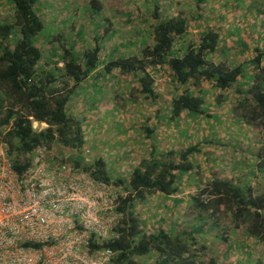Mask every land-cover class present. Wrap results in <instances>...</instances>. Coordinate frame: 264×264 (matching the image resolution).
<instances>
[{
	"label": "trees",
	"instance_id": "16d2710c",
	"mask_svg": "<svg viewBox=\"0 0 264 264\" xmlns=\"http://www.w3.org/2000/svg\"><path fill=\"white\" fill-rule=\"evenodd\" d=\"M6 1L12 6L15 19L13 17L12 22L0 19V138L9 146L15 171L23 172L30 165L33 151L42 146L56 159L89 173L97 183L111 186L114 179L105 161L96 159L90 164L82 156L86 144L82 123L69 113V105L79 89L100 72L103 52L100 39L110 33L111 23L105 20L106 33L101 38L96 37V44L82 52L78 47V35L70 34V38L65 39L64 33L59 32L55 39H46L53 44L60 42L52 48L54 60L46 61L39 44L47 35L48 26L39 12L42 6H37L42 0ZM262 1L251 7L255 9L254 20L261 36L264 28ZM244 2L237 0L238 4ZM87 6L94 16H100L105 10L101 0H90ZM152 18L153 24L138 31L140 43L134 41L137 54L118 58L111 54L100 75L110 76L117 72L131 75L138 81V93L152 101L159 99L153 72L170 75L175 95L167 117L172 122L188 116L209 115L206 95L186 89L190 85L200 88L209 84L221 92L218 104L228 101L227 95L237 96L235 102L242 111L244 123L263 135L264 47L258 46L257 56L251 60L229 63L223 60L224 56L218 57L219 52L225 55L227 48L220 49L223 37L205 25V14L192 18L184 13L164 17L156 4ZM259 20L262 25H258ZM192 28L199 30L195 39L188 38ZM147 37L151 43H147ZM247 46L243 43V48ZM160 115L162 117V111ZM34 122L46 123L49 127L37 131ZM144 131L148 139L155 132L149 127ZM258 143V152L251 154L255 160L248 165L250 173L241 185L217 177L208 179L199 186V195L177 200L195 215L193 220L178 229L148 232L134 214L136 202L151 192L177 197L183 178L195 169L194 156L202 153L201 143L166 153L153 149L128 180L118 178L114 182L121 190L114 209L119 219L114 222L108 243L104 247L94 244V252L102 248L111 250V264H144L143 258L150 259L152 264H227L226 258L221 261L211 258L207 262L208 251L203 238L230 243L229 234H219L221 222L228 218L233 229L245 235L243 244H230L229 253L234 247L240 248L247 258L238 260L239 263L264 264V259L258 257L264 246V140ZM55 150L61 151L62 156L55 155ZM63 151L70 152L72 157L64 159Z\"/></svg>",
	"mask_w": 264,
	"mask_h": 264
},
{
	"label": "rangeland",
	"instance_id": "374dc122",
	"mask_svg": "<svg viewBox=\"0 0 264 264\" xmlns=\"http://www.w3.org/2000/svg\"><path fill=\"white\" fill-rule=\"evenodd\" d=\"M89 1L42 0L37 5L38 8L42 6L39 12L48 24L45 31L47 35L39 43L46 54V61L54 60L52 48L60 45V42L53 44L46 39H55L59 32L64 33L65 39L70 38V34L78 35V47L82 52L96 44V37L101 38L106 33L105 20L106 23L108 20L111 23L110 33L100 39L103 42V52L99 74H94L79 89L69 105V113L81 121L85 134L86 144L82 156L90 163L103 159L116 182L118 178L128 180L134 169L142 160L148 159L155 148L166 153L201 143L202 153L194 156L195 169L183 178L177 197L168 198L151 192L143 200H138L134 207L135 216L144 223L148 232L178 229L193 220L195 215L190 214L185 204L177 203V200H187L199 195V186L213 177L241 185L250 173V161L255 160L251 154L258 152V142L264 140V134L254 132L244 123L242 111L235 102L237 96L227 95L228 101L218 104L221 92L209 84L200 88L192 85L186 87L190 91L206 95L209 115L188 116L172 122L167 117L175 95V84L170 75L160 71L153 72L159 99L152 101L138 93V81L133 76L119 72L110 76L100 73L111 54L114 58L137 54L134 41L140 43L141 35L138 31L154 23L152 14L156 4L160 6L164 17L184 13L192 18L200 13L205 14V25L217 30L223 37L220 49L227 48L226 54L219 52L218 57L224 56L223 60L235 64L251 60L257 56L256 48L264 47V28L261 36L254 20L255 9L251 7L254 3L259 5L263 1L245 0L243 4H238L237 0H101L105 3V10L100 16L92 15L94 13L87 6ZM13 15L12 6L6 0H0V19L12 22L15 19ZM260 21L258 25H262ZM100 25L101 28H98ZM198 32L197 28H192L188 38L195 39ZM147 43H151V40L148 39ZM243 43L248 45L247 48H243ZM145 127L155 131L151 139L147 138ZM63 152L66 154L64 159L72 157L70 152ZM53 153L57 156L63 154L59 150ZM114 182L106 193L116 197L121 190ZM112 216L117 223L119 217L116 214ZM230 222V219L225 218L219 232L229 234L232 238L230 243L221 240L206 241L207 236L203 238L204 248L208 251L207 262L211 258L219 261L226 258L227 264H245L238 261L247 258L243 249L234 247L232 253L228 251L230 244H243L245 239L243 231H235ZM262 248L258 252L261 260L264 259V246ZM142 260L144 264H152L150 259Z\"/></svg>",
	"mask_w": 264,
	"mask_h": 264
},
{
	"label": "built area",
	"instance_id": "2783aa9c",
	"mask_svg": "<svg viewBox=\"0 0 264 264\" xmlns=\"http://www.w3.org/2000/svg\"><path fill=\"white\" fill-rule=\"evenodd\" d=\"M9 150L0 138V264H111V250H93L113 234L111 186L42 146L17 173Z\"/></svg>",
	"mask_w": 264,
	"mask_h": 264
}]
</instances>
